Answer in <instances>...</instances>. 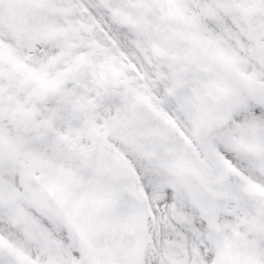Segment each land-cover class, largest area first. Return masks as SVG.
Returning a JSON list of instances; mask_svg holds the SVG:
<instances>
[{
  "label": "snow or ice",
  "instance_id": "obj_1",
  "mask_svg": "<svg viewBox=\"0 0 264 264\" xmlns=\"http://www.w3.org/2000/svg\"><path fill=\"white\" fill-rule=\"evenodd\" d=\"M0 264H264V0H0Z\"/></svg>",
  "mask_w": 264,
  "mask_h": 264
}]
</instances>
